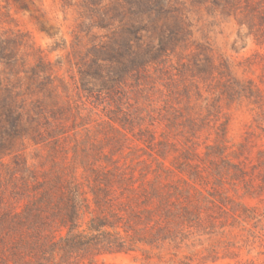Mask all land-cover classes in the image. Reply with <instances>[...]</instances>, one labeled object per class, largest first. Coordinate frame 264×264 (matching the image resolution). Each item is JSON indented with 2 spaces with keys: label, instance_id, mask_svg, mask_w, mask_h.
Segmentation results:
<instances>
[{
  "label": "trees",
  "instance_id": "1",
  "mask_svg": "<svg viewBox=\"0 0 264 264\" xmlns=\"http://www.w3.org/2000/svg\"><path fill=\"white\" fill-rule=\"evenodd\" d=\"M140 13L109 42L94 45L80 59L79 77L74 76L75 89L87 102L109 104L102 129L101 124L92 127L71 98L61 105L54 91L33 98L32 82L45 71L43 62L31 68L26 91L6 87L0 95V264H98L101 256L119 253H140L142 264H190L202 236L256 218L255 208L237 203L223 190L216 196L197 185L223 183L231 174L244 173L231 161L225 171L217 162L226 158V127L215 143L206 145L210 167L178 158L168 165L175 142L169 136L158 138L144 119L138 140L150 146L151 162L118 157L137 113L123 108L117 86L129 72L158 61L171 42L163 28L159 46H135ZM113 19L100 16L105 26ZM176 19L168 27L171 34L190 35L184 17ZM2 59H9L3 48ZM25 93L31 101L19 100ZM175 124L170 120V127ZM107 128L113 134L100 138ZM30 145L36 147L34 154L27 153ZM215 247L206 249L218 254Z\"/></svg>",
  "mask_w": 264,
  "mask_h": 264
},
{
  "label": "rangeland",
  "instance_id": "2",
  "mask_svg": "<svg viewBox=\"0 0 264 264\" xmlns=\"http://www.w3.org/2000/svg\"><path fill=\"white\" fill-rule=\"evenodd\" d=\"M136 11L142 13L136 16L141 28L135 46H159L163 28L171 42L158 61L129 72L117 86L123 108L137 113L118 157L151 162L150 146L138 140L144 119L158 138L169 136L175 142L168 165L178 158L210 167L206 145L215 143L226 127V158L217 162L225 171L231 161L244 173L231 174L223 183L197 185L206 194L223 190L237 203L255 208L256 218L202 236L190 264H264V0H0V49L12 60L11 65L9 59L0 61V95L6 87L26 91L31 68L43 62L45 71L32 82L33 98L52 91L60 97L59 105L71 98L90 125L102 129L109 104L87 102L75 89L74 76L79 77L80 59L94 45L109 42ZM103 14L114 17L111 25L100 21ZM177 15L190 26V35L171 34L168 27L176 24ZM30 97L25 93L19 100ZM170 120L175 126L170 127ZM113 132L107 128L99 137ZM35 148L30 145L27 153L34 154ZM213 245L218 254L207 250ZM142 258L140 253L104 255L98 264H142Z\"/></svg>",
  "mask_w": 264,
  "mask_h": 264
}]
</instances>
